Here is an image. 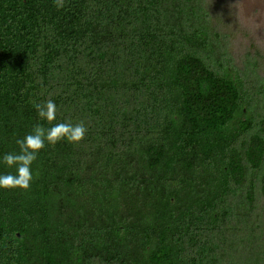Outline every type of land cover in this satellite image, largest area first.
<instances>
[{"label":"trees","instance_id":"trees-1","mask_svg":"<svg viewBox=\"0 0 264 264\" xmlns=\"http://www.w3.org/2000/svg\"><path fill=\"white\" fill-rule=\"evenodd\" d=\"M229 9L0 0V156L49 126L35 103L87 129L0 189V264H264V87L223 50Z\"/></svg>","mask_w":264,"mask_h":264},{"label":"clouds","instance_id":"clouds-1","mask_svg":"<svg viewBox=\"0 0 264 264\" xmlns=\"http://www.w3.org/2000/svg\"><path fill=\"white\" fill-rule=\"evenodd\" d=\"M56 7L62 8L64 0H53ZM39 120L48 124L37 123L32 130L25 134L22 139H17L18 152H7L0 156V165L14 168V173L0 174V189L23 188L27 189L33 179L32 164L36 160L41 149L46 145H54L61 140L69 143L80 142L87 129L83 122H57L56 104L52 100L33 105Z\"/></svg>","mask_w":264,"mask_h":264},{"label":"rangeland","instance_id":"rangeland-1","mask_svg":"<svg viewBox=\"0 0 264 264\" xmlns=\"http://www.w3.org/2000/svg\"><path fill=\"white\" fill-rule=\"evenodd\" d=\"M228 5L233 18L223 50L246 73L242 79H261L260 85L264 87V0H228ZM250 111L255 117L264 115V103L252 105Z\"/></svg>","mask_w":264,"mask_h":264}]
</instances>
